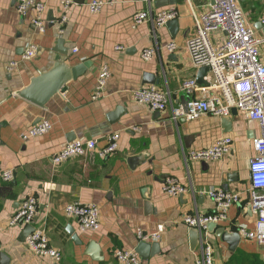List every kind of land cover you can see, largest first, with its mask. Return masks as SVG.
Here are the masks:
<instances>
[{
  "label": "crops",
  "instance_id": "crops-1",
  "mask_svg": "<svg viewBox=\"0 0 264 264\" xmlns=\"http://www.w3.org/2000/svg\"><path fill=\"white\" fill-rule=\"evenodd\" d=\"M39 1L45 5L43 32L33 24V9L22 14L17 0H0V168L11 169L14 175L11 181L0 179V252L8 257V264H119L114 251H135L140 242L137 232L155 233L159 225V239L145 241L156 244L153 254L139 255V264H194L206 244L212 248V264H264V246L240 232L253 231L255 225L246 204L251 140L259 134L258 124L240 111L225 117L172 118L174 108L213 92L197 89L189 95L182 88L189 79L204 87L211 76L208 69L200 72L202 67H194L186 41L194 33V17L203 15L212 1L116 0L92 13L87 7L92 0L81 4L75 0L62 25L56 21L58 0ZM235 1L245 24L264 39L260 22L264 0ZM171 9L176 12L175 24L157 26L151 19L132 23L137 12L153 17ZM210 38L216 46L223 34L213 33ZM170 41L176 44L173 52L165 47ZM32 44L36 54L24 59V50ZM73 47L77 51L72 52ZM144 49L153 51L148 60L141 56ZM259 59L264 64V41ZM104 65L110 75L103 94L93 100ZM77 66L75 77L59 73ZM51 72H58L60 88L55 84L57 90L40 104L23 97L36 79ZM145 85L166 93L164 111H151L134 101L133 90ZM42 119L51 123L47 133L21 137V131ZM111 133L119 135L118 149L102 158L97 150ZM225 136L232 138L231 151L221 159L187 158L189 151ZM88 139L97 141L96 150L53 165L50 158L57 150L73 140ZM168 179L186 191L167 194L163 186ZM210 189L237 193L240 201L228 208L226 219L212 231L188 227L185 215L214 213ZM29 195L37 199L33 225L44 227L49 244L61 252L59 262L32 254L24 242L26 227L10 225ZM75 201L98 207L96 230L80 232L65 215V206ZM68 225L78 242L68 233Z\"/></svg>",
  "mask_w": 264,
  "mask_h": 264
},
{
  "label": "built area",
  "instance_id": "built-area-1",
  "mask_svg": "<svg viewBox=\"0 0 264 264\" xmlns=\"http://www.w3.org/2000/svg\"><path fill=\"white\" fill-rule=\"evenodd\" d=\"M116 0H92L87 3L90 12H98L104 5L112 4ZM209 9L200 17H194V33L186 41V48L194 67H207L210 78L206 77V85L199 87L195 79H189L182 83V88L187 94L197 89H209L213 92L205 93L201 98L192 97L183 106L173 109L172 118H184L194 120L205 114L215 116H228L232 108L240 111L248 119L256 122L259 134L251 140L253 154L249 159V189L247 192V206L254 216L255 225L253 231L241 229V233L248 239H253L259 245L264 246V64L259 59V45L264 41L257 36L255 30L245 24L244 15L235 0H211ZM59 15L56 21L62 25L66 11L74 3V0H58ZM17 10L24 14L28 9L35 11L33 24L38 31L43 32L46 25L45 5L39 0H17ZM174 10H162L156 15L140 11L132 17L133 24L142 23L151 19L157 26H162L174 19ZM264 28V15L260 19ZM213 33H222L223 38L214 46L210 36ZM166 49L173 52L176 44L170 41ZM77 51L75 47L72 52ZM37 52L35 45H29L23 58L29 59ZM144 60L153 56L151 49H144L141 54ZM110 72L107 66H102L98 73L96 87L91 95L93 100L103 94V89L109 78ZM133 99L138 104L145 105L151 111H164L167 108L168 98L166 93L154 85L140 86L133 90ZM51 128L47 119H42L33 126L21 131L23 139L42 136ZM106 144L97 150L98 156L105 158L118 149L119 135L111 133L105 138ZM232 138L225 136L204 148L191 150L187 158L191 161H214L221 159L231 151ZM97 149L95 139L73 140L51 155L53 165L61 164L72 157L86 156ZM0 179L11 181L13 171L0 168ZM164 191L169 195L182 194L186 187L173 179L165 181ZM215 203V211L212 214L185 215L183 221L191 228L204 231L208 223H218L226 219L228 208L240 201L239 195L222 189H210L207 191ZM37 209V199L33 195L24 198L17 211L10 219V225H22L33 227L24 242L27 249L36 257L50 259L59 262L61 252L49 244V239L42 225H33ZM65 215L72 218L80 232L94 231L99 227V209L91 203L79 201L68 203L64 208ZM162 232L159 225L155 233L146 234L137 232L140 241L158 240ZM119 264H139V254L135 251L117 249L113 253ZM212 248L206 244L200 258L194 264H212Z\"/></svg>",
  "mask_w": 264,
  "mask_h": 264
},
{
  "label": "water",
  "instance_id": "water-1",
  "mask_svg": "<svg viewBox=\"0 0 264 264\" xmlns=\"http://www.w3.org/2000/svg\"><path fill=\"white\" fill-rule=\"evenodd\" d=\"M75 2L81 4L83 3V0H77ZM48 19L51 21L54 19L52 12H49ZM176 22H177L176 19H172L168 21L167 24L169 23L175 24ZM59 43H61V41ZM57 51L61 53L64 52L62 51V49L61 50L59 49ZM207 69H208L207 67H202L201 69H199V71L203 72L204 70H207ZM79 71H80V67L77 66V67L72 68L71 72L70 70L64 71L61 69L59 73L61 75H65L68 77H70V75L72 74L73 77H75ZM57 73L58 72H53V73L51 72L47 75H44L43 77H39L38 79H36V81H34V83H32V85H30V87L23 92L22 94L23 97L27 99L28 101H31L35 104H40L41 102L45 101L46 98H48V96L52 93L54 89L57 90V87H54L55 84L58 86V88H60V86H62L63 84L61 79H58ZM147 82L152 83L151 81H147ZM231 112L236 113L237 110L235 108H232ZM216 227H217L216 223L207 224L208 231H212ZM66 229L68 233L72 235L73 240L78 242L77 234L74 232V229L70 225H68ZM32 230H33V227L31 225L26 226L27 233L31 232ZM219 230H220V233L224 231L223 228H220ZM92 246L96 247V245H93V244ZM155 247H156V244L149 245L145 241H140L135 249V252H137L140 256H145L148 254V252L153 254V250ZM8 260H9L8 257L4 253L0 252V264H8Z\"/></svg>",
  "mask_w": 264,
  "mask_h": 264
},
{
  "label": "rangeland",
  "instance_id": "rangeland-1",
  "mask_svg": "<svg viewBox=\"0 0 264 264\" xmlns=\"http://www.w3.org/2000/svg\"><path fill=\"white\" fill-rule=\"evenodd\" d=\"M14 176V175H13Z\"/></svg>",
  "mask_w": 264,
  "mask_h": 264
}]
</instances>
